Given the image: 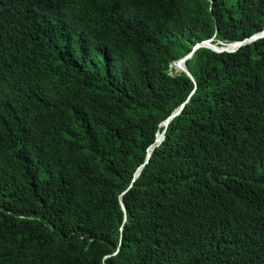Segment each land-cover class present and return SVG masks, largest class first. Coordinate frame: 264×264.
<instances>
[{
	"label": "trees",
	"instance_id": "obj_1",
	"mask_svg": "<svg viewBox=\"0 0 264 264\" xmlns=\"http://www.w3.org/2000/svg\"><path fill=\"white\" fill-rule=\"evenodd\" d=\"M263 28L264 0H0V264H264V38L174 68Z\"/></svg>",
	"mask_w": 264,
	"mask_h": 264
},
{
	"label": "water",
	"instance_id": "obj_2",
	"mask_svg": "<svg viewBox=\"0 0 264 264\" xmlns=\"http://www.w3.org/2000/svg\"><path fill=\"white\" fill-rule=\"evenodd\" d=\"M264 38V28L261 32H258L254 35H252L251 37L249 38H246L242 41H235L233 43H229V44H222L220 46L216 45V44H213L212 41L213 39H209V40H205L201 43H198L196 44L195 46H193L191 52L189 54H187L186 56H184L183 58L179 59L176 63V67L175 69L179 72H183L185 73L192 81H194L192 75L189 73L186 65H185V62L190 59L193 55V52L195 50H197L198 48H208V49H211L212 51H215V52H223V51H234L236 49H238L239 47L243 46V45H246V44H250V43H253L259 39H262ZM183 108V105H181L180 107H178L171 115L170 117L164 122V129L162 131V133L160 134H157V138H156V141H155V146L159 145L160 142L163 140L164 138V133L166 131V128H167V125L169 123V121L175 116L177 115L181 109ZM155 146H152L150 149H149V152L147 154V157H146V162L148 160V158L150 157L151 155V152L152 150L154 149ZM140 172V169H138V171L135 173L134 175V179L138 176ZM134 179L132 181H134ZM121 201V200H120ZM121 204V209L124 211L125 207L123 205L122 202H120ZM124 220H125V215H124Z\"/></svg>",
	"mask_w": 264,
	"mask_h": 264
},
{
	"label": "clouds",
	"instance_id": "obj_3",
	"mask_svg": "<svg viewBox=\"0 0 264 264\" xmlns=\"http://www.w3.org/2000/svg\"><path fill=\"white\" fill-rule=\"evenodd\" d=\"M174 68H175V65H174Z\"/></svg>",
	"mask_w": 264,
	"mask_h": 264
}]
</instances>
